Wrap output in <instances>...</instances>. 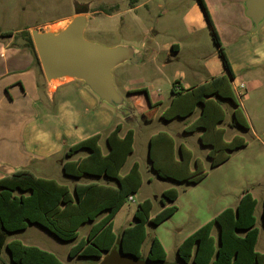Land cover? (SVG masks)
Here are the masks:
<instances>
[{"label":"rangeland","instance_id":"obj_1","mask_svg":"<svg viewBox=\"0 0 264 264\" xmlns=\"http://www.w3.org/2000/svg\"><path fill=\"white\" fill-rule=\"evenodd\" d=\"M131 1L15 0L13 10L18 12L16 13L18 17L11 22V27L0 23V27H5L0 28V33L4 30L20 32L18 38L24 40H14L13 44L26 43L22 32H26L27 28L32 32L37 30L32 29L34 26L42 27L48 22L70 15L78 2L90 7L84 32L86 40L107 48L123 43H130L137 49L144 47L146 52L141 63H126L113 71L116 88L124 96L125 104L116 109L100 101L103 109L113 119L112 122L115 125H122L123 133L129 129L134 131L133 152L128 157L121 175H125L132 165L137 163L142 176L140 190L131 196L134 201L129 198L122 211L114 219V232L120 235L125 227L134 223L137 206L144 200L148 199L153 203L151 215L158 214L163 208L162 193L175 188L179 191V197L174 203L177 212L160 226L147 224V238L142 246V253L144 255L148 253L151 240L156 237L165 245L169 263H178L177 245L179 242L196 231L200 225L208 223L214 213L221 209L218 207L212 210L214 202L224 203L225 201L220 190L214 188L221 180L222 176L219 174L223 172L224 177L231 179L232 173L229 168L238 163H242L245 167L255 164L264 168V160L260 163L256 161L258 153L264 151V148L262 142L256 140L252 131L228 127L232 118L230 109L232 105L225 102L226 120L220 125L226 130L224 139L231 141L234 136H241L246 140L248 148L237 153L221 169L192 187H188L184 182L178 183L171 179L157 177L149 159V141L152 135L162 131L174 139L176 159L179 158L180 144H185L192 151L194 158L189 168L190 171L196 170L195 160L198 159L200 168L210 172L209 148L200 143L197 133H184V128L193 122L197 113L184 119L175 118L171 121H166L161 116L170 104L174 83H182L184 87L192 82L197 84L207 77L206 70L218 72L223 68V63L210 28L207 27V21L203 19V13L202 26L197 28L196 32H192V27L188 23L192 7L197 4L198 0H137L134 4ZM208 1L216 19V25L212 20L213 24L219 37L223 39L220 40L223 50L228 60L230 59L238 68L236 86L243 96L240 98L235 94V98L241 105L246 118L264 140V63L261 58V51L264 49L262 45L264 23L259 29H255L252 21L245 14L244 5H237L235 0H223L221 3L217 0ZM83 8L85 9L83 6H76V10ZM96 11L100 13L97 14ZM227 18H231L230 23L224 22ZM174 43L179 44L182 50L178 57L170 59L165 48ZM240 83H245L246 89H239ZM125 86L129 87L130 91L138 92L130 97L127 92H124ZM148 97L153 103L161 101L162 106L151 109ZM85 119L89 120L87 116ZM87 128L86 126V130ZM106 134L107 132H102L100 141V147L104 153L107 150ZM156 165L161 169L171 171V155L167 148H162ZM53 175L73 190L75 181L66 177L62 170ZM87 180L88 178L84 181ZM258 187L257 193L260 195L264 190V181L262 186ZM90 227L91 223H87L80 228L79 239L88 234ZM258 227L261 231V238L257 248L261 250L264 246V227L260 213H258ZM12 240H19L24 245L53 253L63 264H98L100 261L84 257L70 258L68 252L75 242L60 241L36 224L29 225L26 230L9 234L7 241ZM0 264H10V255L6 248L0 255Z\"/></svg>","mask_w":264,"mask_h":264},{"label":"trees","instance_id":"obj_2","mask_svg":"<svg viewBox=\"0 0 264 264\" xmlns=\"http://www.w3.org/2000/svg\"><path fill=\"white\" fill-rule=\"evenodd\" d=\"M198 2L218 47L226 74L179 92L175 90L177 83H174L173 98L161 117L166 121L184 119L199 109L198 117L184 131L187 134L201 132L199 140L203 146L209 148L208 158L211 160L212 170L226 163L233 153L248 145L241 136L225 141V130L219 127L226 119L222 104L229 102L232 105L230 128L249 130V125L233 94L234 76L219 35L204 0ZM131 3L134 4L135 0ZM22 34L26 39V46L32 51L40 67L31 34L27 31ZM0 35L6 37L13 34ZM149 105L153 109L161 103L153 104L149 99ZM122 128L119 124L107 135L106 153L100 147V135L92 136L68 150L67 160L62 166L63 174L74 181L85 177L96 179L95 182H75L73 190H70L64 184L36 177L28 171L16 172L0 179V255L6 248L10 255V264H63L53 253L24 245L19 240L7 241L9 234L26 230L32 224L42 227L60 241H74L75 244L68 252L70 258L100 260L105 253L112 250L117 239H120L125 253L147 258L150 262L169 264L167 253L158 238L151 240L146 255L142 253V246L147 238L148 223L159 226L176 213L177 207L174 203L179 197L177 189L171 188L162 193L163 209L158 214L152 217L153 203L151 200H144L137 206L134 223L120 235L114 232V218L142 186L137 163L132 165L128 173L121 175L133 152L134 144V131L129 129L121 135ZM149 142L150 161L159 179H171L194 186L207 176L208 172L200 168L198 159L195 160L196 170L190 171L194 157L184 144L179 145V158H175V141L168 133L158 132L151 136ZM162 148H167L171 155V171L156 165ZM256 207L257 200L245 191L236 207L225 209L183 241L177 249L178 263L264 264V253L256 251L259 239ZM262 219L264 223V208ZM87 223H91L88 234L79 239V230ZM216 228L218 234L214 236L213 231Z\"/></svg>","mask_w":264,"mask_h":264},{"label":"crops","instance_id":"obj_3","mask_svg":"<svg viewBox=\"0 0 264 264\" xmlns=\"http://www.w3.org/2000/svg\"><path fill=\"white\" fill-rule=\"evenodd\" d=\"M217 1L221 3L223 0ZM235 1L237 5H244L245 8V2L247 0ZM136 2L137 0H135V3ZM204 2L208 7V11L212 20L214 21V24L216 25V19L214 17L210 2L208 0H204ZM76 6H83L85 9L83 8L78 11L76 10ZM14 7L15 0H0V23L4 24V26L11 27V22L18 17L16 14L18 12L13 10ZM89 13V6L86 7L85 5H81L77 2L74 11L70 15L53 22H48L42 27L34 26L32 29H37L38 31L59 32L63 30L67 24L77 15L86 14L88 17ZM95 13L99 14L100 12L96 11ZM202 13L204 21H207L203 9L200 8V4L197 2V4L192 7V14H190L188 17V23L191 25L193 33L196 32L197 28H201L202 26ZM224 22L230 23L231 18L225 19ZM263 23L264 21L261 23V25ZM27 31L31 32L29 28H27ZM1 32L12 33L13 35L0 37V179H3L6 176L12 175L16 172L28 171L34 174L36 177L52 179L61 183L53 174H57V172L59 173V171L62 170V166L67 160L66 154L68 150L78 143L95 135H100L102 140V132H107L105 135L106 138L109 132L112 131L118 124L115 125L112 122L113 119L109 116L108 112L103 109V106H101V100L93 92H91L84 82L71 79H59L51 82L47 81L42 69L39 68L36 63L34 54L26 46V43L22 42L23 44H13L14 40H24L23 38H18V34H20V32H13L9 30H4ZM219 38L220 40H223L221 37ZM262 45L264 46V40H262ZM117 46L133 48L139 55L140 61L138 63H141L144 60L143 57L146 52L144 47H141L144 50L137 49L136 46L134 47V45L130 43H123ZM181 50V46L177 43L165 48V52L170 59L178 57L181 53ZM261 54V58L264 63V49L261 51ZM126 63L130 62H124L116 68L120 67L121 65H125ZM229 63L234 76L232 88L233 94L235 96V94L238 95L239 93L238 86H236V73L238 68L232 63L230 59ZM205 73L207 77L201 79V81L197 84L192 82L184 87L182 83L176 82L177 88L175 90L179 92L181 89L187 90L192 87L200 86L212 78L226 74V71L223 67L218 72L206 70ZM193 78L195 79V77ZM117 84H119L118 81ZM240 84H244V89H246L245 83ZM124 92L129 94L128 92H132V90L130 91L129 87L125 86ZM134 95L136 94H129L128 96L131 97ZM172 98L170 99V102ZM156 103H161L160 106H162L161 101H157L153 104ZM224 104L225 102L222 104L225 110ZM230 109L232 117L233 109L231 107ZM194 113H197V116L195 117L196 119L199 115V110L196 109ZM85 116H87L89 120L85 119ZM246 120L248 119L246 118ZM247 122L249 125V131H252L256 140L262 142L264 148V140L257 133L249 120ZM220 125L219 127L222 128ZM86 126L88 127L87 130ZM124 133L121 132V135ZM184 133L187 134L185 131ZM195 133H197L199 136L201 132L196 131ZM247 148L248 145L244 149L233 153L231 158L226 163L210 170L205 178L218 171V169H221V167L227 164L237 153ZM262 160H264V151L259 152L256 159V161L259 163ZM229 169L232 173L231 179L224 177L223 172H221L219 174L222 176L221 180L218 181V185L216 184L214 187L215 189L220 190V194L225 199V201L224 203L221 201L214 202V206H212L211 209L215 210L218 207H221V209L216 211V213H214L208 222L225 209L236 207L244 192L247 191L251 193L257 200V207L255 211L257 219L256 226L258 227V213H260L261 223L264 227L262 219V211L264 208V190H262L260 195L257 193V189H259L258 186L261 187L264 181V168H260L259 165L255 164H249L247 167H245L242 163H238L236 166H231ZM85 179L87 178L83 177L75 182L86 184L96 181V179L92 178H88L87 181H84ZM122 209L119 211V213L122 211ZM174 215H172L169 219H171ZM204 224L200 225L196 231ZM130 225H132V223H130ZM193 233H190L184 239H182L177 245V249L183 243V241ZM213 234L214 236H217V228L214 229ZM260 238L261 231L259 229V239L256 245V251L259 253H264V246L261 250H258L257 248ZM160 242L166 251L165 245L162 241ZM167 263H169L168 255Z\"/></svg>","mask_w":264,"mask_h":264},{"label":"water","instance_id":"obj_4","mask_svg":"<svg viewBox=\"0 0 264 264\" xmlns=\"http://www.w3.org/2000/svg\"><path fill=\"white\" fill-rule=\"evenodd\" d=\"M245 14L258 29L264 21V0H247ZM88 17L79 14L59 31L31 32L41 69L47 81L59 79L79 80L102 102L119 109L125 104L124 96L117 90L113 70L124 62L138 63L139 55L131 47L107 48L91 43L84 37ZM150 159V146H149ZM98 264H166L150 262L125 253L120 239L105 253Z\"/></svg>","mask_w":264,"mask_h":264},{"label":"built area","instance_id":"obj_5","mask_svg":"<svg viewBox=\"0 0 264 264\" xmlns=\"http://www.w3.org/2000/svg\"><path fill=\"white\" fill-rule=\"evenodd\" d=\"M244 87H245L244 84H240V85H239V88H240V89H244ZM176 88H177V87H176ZM238 96L241 98V97L243 96V94H242V93H238ZM130 200H131V201H134V199H133L132 197H130Z\"/></svg>","mask_w":264,"mask_h":264}]
</instances>
